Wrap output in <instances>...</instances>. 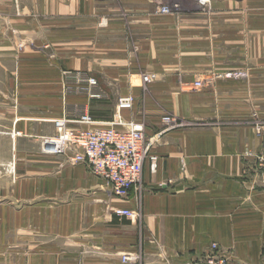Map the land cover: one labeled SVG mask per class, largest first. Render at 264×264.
Listing matches in <instances>:
<instances>
[{"label": "crops", "instance_id": "crops-1", "mask_svg": "<svg viewBox=\"0 0 264 264\" xmlns=\"http://www.w3.org/2000/svg\"><path fill=\"white\" fill-rule=\"evenodd\" d=\"M82 114L94 123L70 126L144 121L157 160L139 190L115 196L41 152L55 118ZM166 114L182 125L162 131ZM260 120L264 0H0V264L185 263L212 243L228 264H264Z\"/></svg>", "mask_w": 264, "mask_h": 264}, {"label": "built area", "instance_id": "built-area-1", "mask_svg": "<svg viewBox=\"0 0 264 264\" xmlns=\"http://www.w3.org/2000/svg\"><path fill=\"white\" fill-rule=\"evenodd\" d=\"M175 6V5H174ZM170 6L160 7L161 12H169ZM66 75L68 71H64ZM77 77V76H76ZM154 74H143L144 84L154 80ZM79 82H86L87 88L97 84L93 77H77ZM203 86L201 81H194L192 88L198 90ZM92 98H99L100 93L88 91ZM134 97L126 95L119 97L116 102V109H131ZM162 131L169 130L182 125L176 116L166 114L162 118ZM93 124L94 121L88 114H82L78 119H67L59 117L53 120L55 134L53 136L41 137V152L47 155H66L68 161L86 164L90 172L103 179L109 186L112 193L118 197H127L132 189L139 190L142 177V166L146 159L155 165L157 157L150 154V141L145 137V123L140 120L124 121L113 119L108 125H99L83 129L79 126H70V123ZM254 130L260 140V153L257 155L258 166L264 170V120L254 124ZM249 154V153H248ZM113 213L118 217L128 219L141 218L140 210L135 207L116 208ZM217 244H211V251L206 255L185 263L174 264H228L224 255L217 253ZM138 254H123L122 264L137 262Z\"/></svg>", "mask_w": 264, "mask_h": 264}, {"label": "rangeland", "instance_id": "rangeland-1", "mask_svg": "<svg viewBox=\"0 0 264 264\" xmlns=\"http://www.w3.org/2000/svg\"><path fill=\"white\" fill-rule=\"evenodd\" d=\"M162 6H163V5H162ZM19 45H20V44H19ZM19 45H18V46H19ZM21 45H22V44H21ZM210 247H211V245H210ZM210 251H211V249H210Z\"/></svg>", "mask_w": 264, "mask_h": 264}]
</instances>
